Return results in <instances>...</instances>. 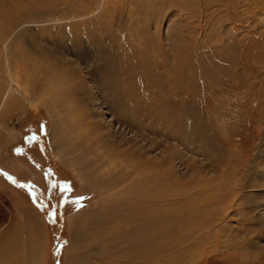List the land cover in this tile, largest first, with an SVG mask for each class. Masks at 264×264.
I'll use <instances>...</instances> for the list:
<instances>
[{
	"label": "rangeland",
	"instance_id": "obj_1",
	"mask_svg": "<svg viewBox=\"0 0 264 264\" xmlns=\"http://www.w3.org/2000/svg\"><path fill=\"white\" fill-rule=\"evenodd\" d=\"M0 88V264H264V0H0Z\"/></svg>",
	"mask_w": 264,
	"mask_h": 264
},
{
	"label": "bare ground",
	"instance_id": "obj_2",
	"mask_svg": "<svg viewBox=\"0 0 264 264\" xmlns=\"http://www.w3.org/2000/svg\"><path fill=\"white\" fill-rule=\"evenodd\" d=\"M58 16V15H57ZM9 41H8V39H7V41H3V44H2V50H3V55H4V57H5V59L7 60V62H6V71H5V80H6V82H7V87H8V90L7 91H5L4 93L5 94H3V96L5 95V99H7V97L9 96V95H12V93H14V95H17V96H19L20 98H22L23 97V95H24V92H23V90H22V88H21V86H20V83H18V81H17V78H16V76H15V72H12V70H11V67H10V65H9V51H8V47H9V45H10V43H8ZM83 50V49H82ZM34 51V50H33ZM13 68V67H12ZM74 70V69H73ZM37 81V80H36ZM40 87V86H39ZM32 88H33V86H32ZM34 89H35V87H34ZM36 89H37V87H36ZM2 90H4V89H2V88H0V95H1V92H2ZM8 95V96H7ZM14 95H12V96H14ZM76 95V94H75ZM11 96V97H12ZM40 96V95H39ZM10 97V96H9ZM11 97H10V99H9V102H12V100L14 99H11ZM24 97H25V95H24ZM38 97V96H37ZM76 97H81L80 95L78 96H76ZM0 98H2V95L0 96ZM79 98H77V100L79 99ZM3 99V98H2ZM25 99V98H24ZM35 99V98H34ZM8 100V99H7ZM7 100H5L6 102H7ZM76 100V99H75ZM24 101V100H23ZM35 101V100H34ZM80 101H81V99H80ZM8 102V103H9ZM8 103H7V105H8ZM27 103L28 104H30V103H32V101H30V100H27ZM6 105V104H5ZM1 107H4L3 105H1ZM2 109V108H1ZM10 133L11 132H9V134H8V136L10 135ZM13 134V133H12ZM11 136V135H10ZM9 138H12V137H9ZM118 148V147H117ZM111 149L115 154H116V157H121V159H122V156H123V159L124 158H131V156H128V157H124V153L121 151V150H118V149ZM126 156V155H125ZM131 164V163H130ZM141 164V163H140ZM121 165V164H120ZM146 164H144V166H145ZM131 166H133V164L131 165ZM148 166L151 168V164L149 163L148 164ZM132 169V168H131ZM139 169V168H138ZM129 171V170H128ZM134 170H132L131 172H133ZM130 172V171H129ZM130 172V173H131ZM154 172V171H153ZM135 173V172H134ZM134 173H132V174H134ZM136 173H137V171H136ZM138 174V173H137ZM157 174V173H156ZM155 174V175H156ZM139 175H140V173H139ZM138 175V176H139ZM154 175V176H155ZM149 176V175H148ZM147 178V177H146ZM154 178H156V177H154ZM153 179V178H152ZM148 180H150V179H148ZM160 180V179H159ZM152 181V180H151ZM154 181V180H153ZM164 181H165V179H164ZM136 182V181H135ZM137 183V182H136ZM148 183V182H147ZM156 183H157V181H156ZM167 183V182H166ZM149 184V183H148ZM161 184V183H160ZM157 185V184H156ZM218 185V184H217ZM150 186V185H149ZM204 186H207V185H204ZM216 186V185H215ZM164 187V186H163ZM161 188V187H160ZM160 188H158V189H160ZM207 189V188H206ZM212 191V190H211ZM205 192H207V191H205ZM164 193V192H163ZM208 193V192H207ZM210 193V192H209ZM147 194V193H146ZM132 195V194H131ZM150 197V196H149ZM210 197V196H209ZM213 197V196H212ZM214 197H216V194H215V196ZM204 198V197H203ZM146 199H147V197H146ZM165 199V198H164ZM198 199V198H197ZM208 199H211V198H208L207 197V200ZM168 201V200H167ZM206 200L204 199V201H201L202 203H204ZM129 202V201H128ZM166 202V201H165ZM149 203V202H148ZM210 206V205H209ZM208 207V206H207ZM158 208V207H157ZM161 208V207H160ZM169 208V207H168ZM206 208V207H205ZM204 208V209H205ZM12 242V241H11ZM38 242V241H37ZM6 243V242H5ZM31 247V246H30ZM4 250V247L3 246H0V250ZM31 249L33 250V251H35L36 250V246L34 245V243H33V245H32V247H31ZM31 249H30V251H31ZM39 249V248H38ZM3 250L2 251H0V253L1 252H3ZM32 252V251H31ZM39 252H40V249H39ZM12 253H13V251H12ZM34 253V252H33ZM32 253V254H33ZM35 254H37V253H35ZM13 255V254H12ZM38 255V254H37ZM37 255H36V257H37ZM4 256H6V255H4ZM8 256V255H7ZM33 257V256H32ZM34 257H35V255H34ZM8 259H10V257L8 258ZM12 259V258H11ZM4 260V259H3ZM6 260V259H5ZM5 262V261H4ZM10 261H8V263H9ZM114 263V262H113ZM109 264H111V263H109ZM117 264V263H116Z\"/></svg>",
	"mask_w": 264,
	"mask_h": 264
},
{
	"label": "snow or ice",
	"instance_id": "obj_3",
	"mask_svg": "<svg viewBox=\"0 0 264 264\" xmlns=\"http://www.w3.org/2000/svg\"><path fill=\"white\" fill-rule=\"evenodd\" d=\"M9 179H11V178L9 177Z\"/></svg>",
	"mask_w": 264,
	"mask_h": 264
}]
</instances>
